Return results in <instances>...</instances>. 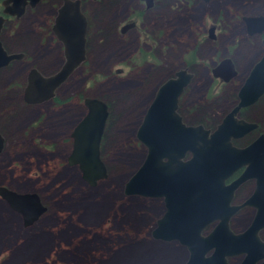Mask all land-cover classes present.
<instances>
[{"label":"rangeland","instance_id":"obj_1","mask_svg":"<svg viewBox=\"0 0 264 264\" xmlns=\"http://www.w3.org/2000/svg\"><path fill=\"white\" fill-rule=\"evenodd\" d=\"M117 2V12L89 16L92 25L86 60L57 89V100L27 108L22 94L0 93V111L8 115L3 118L8 119L13 111L17 115L11 119L13 137L1 152L0 187L18 194L34 193L46 209L33 225L25 227L20 215L0 200V264H184L187 260V254L176 243L151 239L148 212L157 207L144 199L123 195L127 178L143 156L142 150H137L135 132L154 89L184 67L195 75V81L183 101L197 108L182 111L185 121L196 123L205 112L214 113L218 119L226 111L227 105L216 99L226 97L224 90L241 85L255 58L248 54L249 39L241 18L259 12L264 0H254L249 5L242 0H223L211 5L207 23L218 25V40L210 43L202 31L205 37L201 47L195 44L196 22L191 9L184 15L185 10L175 9V1L159 0L157 10L143 12L138 0ZM127 9L136 17L142 11L144 17L141 20L139 16L136 29L121 38L115 19L120 13L125 16ZM89 10L96 9L92 5ZM101 18L106 26L100 24ZM40 20L39 16L26 20L30 21L25 25L27 32L33 22ZM198 26L200 32L202 26ZM34 39L32 45L22 44L17 33L6 41L10 48L18 44L31 59L20 66L17 79L21 78V82L29 65L50 75L64 62L61 46L53 37L47 38L44 47L37 46ZM190 53L197 54L198 65L192 63ZM222 57L231 59L238 71L232 89L208 76L210 68L217 65L215 61ZM9 73L12 72L1 77V89L4 82L12 81ZM87 99L101 101L109 111L100 149L108 173L95 187L81 179L77 167L67 165L71 152L67 135L86 115ZM243 118L260 123L264 132V101L260 107L245 112ZM3 127L0 125V130L8 136ZM15 144L18 151L13 149Z\"/></svg>","mask_w":264,"mask_h":264},{"label":"water","instance_id":"obj_2","mask_svg":"<svg viewBox=\"0 0 264 264\" xmlns=\"http://www.w3.org/2000/svg\"><path fill=\"white\" fill-rule=\"evenodd\" d=\"M144 1L147 7L151 6V0ZM243 21L249 35L264 30V15L243 18ZM126 28L129 26L122 31ZM86 30L79 3L65 0L53 27L56 39L63 46L64 62L57 72L47 77L35 70L29 73L24 94L27 104L39 105L53 99L57 89L85 62ZM209 38H213V29H209ZM0 54L3 56L0 67L15 58L1 49ZM212 73L224 82L235 76L230 59L222 60ZM190 80L191 75L180 70L159 87L136 131L138 142L148 147L149 152L124 184L123 195L165 197L166 211L158 220L157 229L152 231V237L164 242L178 238L189 253L184 264H228L227 258L235 256H244L241 264L259 261L264 264V242L258 236L264 230V133L244 148L231 144L232 139H240L257 128V124L237 119V115L264 95V56L243 81L237 95L238 104L212 132L202 126H185L177 114L178 97ZM84 106L87 113L71 133L73 142L67 165L77 167L81 179L95 187L107 178L100 149L108 112L107 105L98 100H84ZM1 147L0 137V151ZM187 153H191V159L182 161ZM162 159L167 162L162 163ZM169 168L178 170L170 172ZM241 169L243 172L225 185V180ZM248 181L255 182V190L246 205L255 208L256 215L245 231L234 234L228 229L227 218L240 207H231L230 202L234 191ZM0 198L20 215L25 227L33 225L46 212L34 193L18 194L0 187ZM213 221L219 223L203 236L202 231ZM210 250H214L213 254L205 258Z\"/></svg>","mask_w":264,"mask_h":264},{"label":"flooded vegetation","instance_id":"obj_3","mask_svg":"<svg viewBox=\"0 0 264 264\" xmlns=\"http://www.w3.org/2000/svg\"><path fill=\"white\" fill-rule=\"evenodd\" d=\"M67 1L71 2V3H79L80 12L84 16L86 23H87L86 44L88 43V33H89V31L91 29V25H92L91 21L89 19V16L91 14H94L97 16H100V15L105 14V13L113 14L114 12H117L118 9H120V6H119L117 0H108L109 3H105L103 0H67ZM151 1H152L151 6L147 7V4L144 0H138L139 5L141 6L140 10L143 9V12L144 11L157 10L158 5L160 3L159 0H151ZM173 1H175L177 3V5L175 7L176 10H179L180 12H183L185 10V12L183 13L184 15L187 13V10H189V9L192 10L191 15L194 16V19H192V20H194L196 22L193 24V27L195 28V34H196L195 35L196 46H198V47L203 46V38L205 37V35L203 36L202 31L206 32V34H207L206 38L208 39V41L210 43H216L217 42L218 34H219V27L214 22L207 23L208 22L207 16L209 13L208 8L211 5L218 4V3L222 2L223 0H209L208 2H206L204 0H182L183 1L182 3L180 2V0H173ZM253 1L254 0H242L244 5H249ZM64 2H65V0H0V49L3 52H5V54L7 56L15 55V58L13 60H10L3 67H0V80H1V77L4 76V74L6 72H12L9 74L13 76L12 81H10L6 84L3 81L5 86L3 87V89L0 88V93L4 92V94H6V95L10 94L12 96H17V95L22 94V98L24 101V94H25V88L27 86L28 75L32 70L37 71L43 77H47V76L52 75V74H50V75L45 74V73L41 72L37 67L29 65V68H28L27 73L25 75V79L23 80L24 82H21V78L17 79L18 73L20 72L21 64L27 63L31 60L28 57L29 56L28 52L26 50H22L21 48H19L18 44L11 45L12 48H10L7 45L6 41L14 38V36L17 33H18V38L22 41V44L32 45L33 44L32 41L35 38L34 41H37V46H40V47H44L45 45L47 46V44H46L47 38L49 36L53 37L57 41V43L60 44L61 47H60L59 52L61 54V57H63V59H64L63 46L56 39L54 32H53L55 18L58 15V11L64 5ZM92 5L95 7L96 10H94V11L89 10ZM143 12L140 11V12L136 13V15L138 17L142 15L141 20L144 17V14H142ZM18 13H21V14L18 16ZM262 15H264V6H262L260 8L259 12L249 14V15H245V16H242V18H241V21H242L244 30L246 32V35H247L248 39L251 40V41H249V40L247 41V46L249 47L248 54L255 55V58L250 62V66L248 68V71H247L246 76L244 77L243 81L245 80L247 75L250 73L252 68L257 63H259L260 60L264 56V30L261 33L249 35L247 32V26H246L245 22L243 21V18L259 17ZM37 16H39L41 18V20L39 22H33L34 26L32 25L31 29L28 30V32H27L25 25H26V23H28L30 21H26V20H30V18H32V17L34 18ZM138 17L135 16V12H133L131 9H127V14L125 16H124V14L120 13V15L115 19V25L117 28L118 36L123 38L127 34L134 31L136 29V27L138 26V21H139ZM200 17L202 19H200ZM141 20H140L139 24H141ZM100 24L103 26L107 25L106 21L103 18H101ZM199 24H201V26H202V30L200 32H199V26H198ZM127 26H129V28L128 29L126 28L127 30L123 32L122 29L124 27H127ZM209 29H213V38L212 39L209 38ZM15 32H16V34L14 35ZM36 34H37V36H36ZM154 40H155V38H154ZM46 52L47 51H45L44 53H39V54L44 55ZM190 54H191L190 59L193 60L192 63L194 65H198L200 59L197 56V54L196 53H190ZM2 57L3 56H1V54H0V58H2ZM225 59H229V58H227V57L218 58L215 61V65L216 64L218 65L222 60H225ZM231 62L233 64V68L235 71V76L231 80H229L228 82H224L223 80H221L219 77H216L212 73V70L214 68H216L217 65L214 68L213 67L210 68L209 75H208L209 78L211 80H216L218 82V84L224 86L225 88L230 87L232 89L234 87V83L237 81L238 71H237V68H236V66L232 60H231ZM180 70H184V71H186L187 74L191 75V80H190L189 85L183 90L182 94L178 97L177 114L181 117L182 123L185 126H187V127L202 126L205 130H210L212 132L222 122V120L225 118V116L228 115L232 111V109L238 104L237 95H238L239 89H240L243 82L241 83V85L237 86L236 88L232 89L231 91H229L227 89L224 90L223 94H226V97L219 96L216 99L217 103H220L221 105H223V104L227 105L226 111L221 112L218 115V119H217V117H215L214 113L205 112L204 115L201 116V119L199 121H197L196 123H188L185 121V118L182 115V111L184 109H186L185 111L193 112L194 110L197 111V108H193L195 106V104H185L183 101L189 92L190 86L195 81V75L193 73L189 72L187 67H184L183 69L175 70L169 77H167L162 83H160L154 89L152 96H151L148 104L145 107V110H144V113H143L141 119L143 120L145 118L146 114L148 113V110L150 109V107L154 101V98L156 96L157 91L159 90V87L162 84H164L167 80L173 79L175 77V73L180 71ZM75 71L73 72V74L75 73ZM117 72L120 73V72H122V70L120 69ZM145 80H146V77H145ZM1 90H3V91H1ZM55 100H57V91L55 92V97L53 99H51L50 101L52 102ZM263 101H264V95L261 96L259 98V100L255 104H253L252 106L239 111V113L237 115V119H241V120H244V121L250 122V123H255V124H257V128L255 130H253L252 132L246 134L245 136H243L240 139H236V140L232 139L231 144L233 146L238 147V148H244V147L248 146L249 144H251L254 140H256L260 134L264 133L262 131L260 123H258L256 121H252L250 119H244L243 118V114L245 112H248V111H251L253 109L260 107ZM200 102H202V101H200ZM24 103H25L27 108H31L33 106H36V105H29L25 101H24ZM197 103L198 102H196V104ZM0 104H1V101H0ZM39 105H41V104H39ZM214 107H219V106L214 104ZM107 112H108V116H109L108 107H107ZM209 113L212 116L209 115ZM192 114H194V113H192ZM6 116H8L6 114V111L5 112L0 111V121L2 119V122H3V123H0V125L4 126L3 129L6 128L8 134H9L7 136L2 132V130H0V137L2 139V147H1V151H0V157L2 156L1 152L3 151L4 147L6 149V144L8 143L9 140H11L10 136L13 137L11 135V128L13 125V123L11 122V119L15 118L17 115H15V112L13 111L11 113V115H9L8 119H4ZM7 120H8V124H10L8 126H7ZM74 127H73V129H74ZM71 133H72V131H71ZM71 133L67 135V138H68V142L71 144V147H72L73 140L71 138ZM134 141L138 142V140L136 138V132H135V136H134ZM137 145H138L137 150L141 149L143 156H142L141 162L132 170V173L127 178V180L137 171V169L140 167V165H142V163L146 159L148 152H149L148 147L141 145L139 142ZM13 149H17V151H18V149H20V148H19L18 144H15ZM191 156H192L191 153L185 154L182 161L190 160ZM161 162L165 163V162H167V160L162 159ZM105 167H106V165H105ZM168 170L170 172H174L178 169L169 168ZM106 171L108 173L107 167H106ZM242 172H243V169L237 170L235 173H233L228 179L225 180V182H224L225 185L232 183ZM3 188H6V187L3 186ZM254 188H255V182L254 181H248V182L240 185L233 193V197L231 199L230 206L231 207L237 206L240 208L237 209L231 216L229 215L230 217L227 218V225H228V229H230L234 234H239V233L245 231L250 226V224L252 223V221L256 215L255 208H252L251 206L246 205L247 201L250 199V197L254 193V190H255ZM6 189H8V188H6ZM132 197H138V198L144 199L147 201V202L145 201L146 203H148V204L153 203L157 207V210H155L153 212H148V221L151 223V227H152V229L150 230L151 233L149 232L151 239L154 241L160 242V243H165V244L176 243L179 247L182 248L184 253L187 254V258H188V256H189L188 250L184 246L179 244L178 238L173 239L172 241L164 242L161 240H155L152 237V231L157 229V222L163 216V214L166 211V199H165V197L160 196L157 198H152L151 196L149 197V195H148V197H142V196H132ZM0 200H2V199L0 198ZM2 201H4V200H2ZM217 223H219V221H213L209 225H207L206 228L202 231V235L203 236L207 235ZM263 234H264V230L260 231L258 233V236L262 242H264V239L262 238ZM213 252H214V250H210L205 255V258L210 257L213 254ZM243 258H244V256H235L232 258H227V263L228 264H241V262L243 261ZM261 263H262V261H259L256 264H261Z\"/></svg>","mask_w":264,"mask_h":264}]
</instances>
